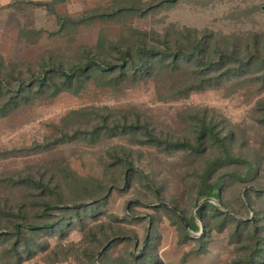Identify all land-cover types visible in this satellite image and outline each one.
Segmentation results:
<instances>
[{
	"label": "rangeland",
	"instance_id": "374dc122",
	"mask_svg": "<svg viewBox=\"0 0 264 264\" xmlns=\"http://www.w3.org/2000/svg\"><path fill=\"white\" fill-rule=\"evenodd\" d=\"M157 3L50 0L45 6L0 7L5 79L9 74L28 79L43 67L80 64L88 57L117 62V49L143 43L162 49L168 39L189 46L203 38L249 62L245 72L220 86L186 96L179 91L196 84L193 77L163 72L118 87L90 82L78 94L39 99L0 117V209L6 214L22 207L36 221L44 201L52 203L58 195L66 204L78 194L107 198L95 202L103 206L101 221L76 222L64 239L42 235L48 248L21 263L3 254L7 244H0V264H133L130 253L141 254L148 243L147 252L161 264H244L260 244L263 255L256 264H264V0H180L174 7L149 8ZM129 4L137 10L116 12ZM11 84L15 88L17 82ZM139 124L162 143L127 128ZM204 124L214 126L223 142L202 138L194 150ZM65 134L76 137L65 141ZM129 161L137 171L127 176ZM215 161L213 178L223 182V204L217 205L229 219L222 225L209 220L207 233L201 222L197 236H205L204 242L185 241L182 226L192 232L184 217L197 212L203 173ZM31 181H44L54 194ZM99 224L108 233L113 229L111 239L115 233L122 237L94 259L103 247Z\"/></svg>",
	"mask_w": 264,
	"mask_h": 264
},
{
	"label": "trees",
	"instance_id": "16d2710c",
	"mask_svg": "<svg viewBox=\"0 0 264 264\" xmlns=\"http://www.w3.org/2000/svg\"><path fill=\"white\" fill-rule=\"evenodd\" d=\"M179 2L180 0H158L157 4H150L149 8L150 6H166L170 8ZM36 5L42 4L36 3ZM126 6L125 8H118L116 12L122 13L123 11L137 10V6L134 4ZM160 45L162 49L158 48L159 46L157 45L151 46L147 43L140 44L133 49H117L120 56L117 62H109L98 57H88L84 63L80 64H68L67 66L56 64L51 67H43L39 75L31 76L28 79H21L13 76V74L7 75L5 79L0 74V117H5L12 110L39 99L57 96L61 93L78 94L90 82L100 83L103 87H118L125 82L133 84L151 79L163 72L171 74V77L172 75L193 77L196 84H189L188 82L186 88L179 91L180 95L186 96L192 91L220 86L224 79L245 72L249 65V62L244 58L236 56V52L227 53L225 50H218L211 46L210 41L203 38L195 39L189 46L169 39ZM12 81L17 82L15 88L13 87L14 84H11ZM127 128L143 130L150 138V141L158 145L162 143L161 139L149 131L147 126L139 124V126L130 125ZM114 129V127H111L108 128V131L112 132ZM96 130L92 131L93 137L96 135L93 133ZM88 132L90 133V131ZM64 137H66L65 141H70L76 136L69 138L65 134ZM202 138L204 140L213 138L223 142L218 138L214 126L204 124L201 127L199 140L196 144L198 147L195 146L192 149L197 150L199 148L201 145L200 139ZM179 144L178 142L176 145ZM217 163L219 161L208 165L203 173L202 182L196 195L195 207H199L197 212L195 214L192 213L189 217H184L188 230L192 232L189 234L186 231L185 225L182 226L183 233H185V241L198 240L203 243L205 236H197L202 231L201 222L205 225L207 233L209 231V220L222 225L226 219H229L228 215L217 205L219 203L223 204V182L213 178L214 172L219 167ZM127 164L129 166H127V176H129V171H137L132 162L129 161ZM141 180L144 181L145 185H150L147 177L143 176ZM42 182H32V184L39 185L38 187L42 188L43 191L54 194L49 184L44 183V181ZM152 190L156 196H159V192L155 188L152 187ZM96 194L91 193L90 196L78 194L77 199L75 198V201L69 204H66L60 195L54 198L52 203L49 200L44 201L42 210L36 215V221H30L27 215H23L21 211L22 207H20L18 214H6L4 210L0 209V244H7L2 253L14 255L17 263H21L25 259H30L37 252V249L43 248V250H46L48 248V242H45V245H43L40 241L42 235L53 234L56 237L64 239L68 237L71 227L76 222L83 223L85 218H89L94 223H98L101 221L99 216H101L103 206H95V202L106 201L107 198L106 195L104 196L100 193L99 200H91ZM91 201L92 203H90ZM136 203L141 202L138 201ZM164 207L166 209L169 208L168 205ZM53 209H59L65 213L55 214L51 212ZM175 214L179 216L178 212ZM9 216L11 219L5 223ZM132 217L137 219L138 222H141L143 219L140 217L139 219L138 216ZM145 218L150 219V222H152L153 217L147 216ZM238 223L241 224L240 222ZM98 226L103 235L101 242L103 247L91 256L94 259L103 257L108 248L118 242L117 238L122 237L121 234L115 233L111 239L113 229L109 230L110 233H108L104 231V224H99ZM114 238L116 240L112 241ZM149 245L148 243L147 246ZM147 246L146 250L144 249L139 255L136 251L130 253V260L133 264L162 263L156 256H152L147 252ZM261 251H263V248L259 244V249L244 264L258 263V259L263 255ZM116 262L117 260H114L111 264H117ZM119 264H122V260Z\"/></svg>",
	"mask_w": 264,
	"mask_h": 264
},
{
	"label": "crops",
	"instance_id": "0c3cea01",
	"mask_svg": "<svg viewBox=\"0 0 264 264\" xmlns=\"http://www.w3.org/2000/svg\"><path fill=\"white\" fill-rule=\"evenodd\" d=\"M50 0H0L1 6H45ZM41 3L42 5H36Z\"/></svg>",
	"mask_w": 264,
	"mask_h": 264
}]
</instances>
